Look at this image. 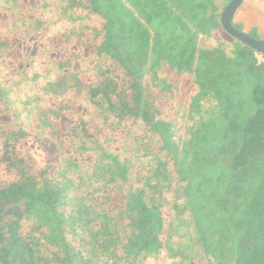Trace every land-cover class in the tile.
<instances>
[{
  "label": "trees",
  "instance_id": "16d2710c",
  "mask_svg": "<svg viewBox=\"0 0 264 264\" xmlns=\"http://www.w3.org/2000/svg\"><path fill=\"white\" fill-rule=\"evenodd\" d=\"M146 1L128 0L147 24L170 21L156 41L189 77L185 99L149 66L150 32L121 0H0V62L37 45L29 61L49 58L57 84L84 99L60 97L74 109L59 105L39 129L1 117L0 264H211L196 180L228 152L225 187L251 184L229 252L264 264V55L222 27L229 0H149V12ZM244 3L232 25L260 40L237 15ZM47 134L62 150L37 159L26 149Z\"/></svg>",
  "mask_w": 264,
  "mask_h": 264
},
{
  "label": "rangeland",
  "instance_id": "374dc122",
  "mask_svg": "<svg viewBox=\"0 0 264 264\" xmlns=\"http://www.w3.org/2000/svg\"><path fill=\"white\" fill-rule=\"evenodd\" d=\"M121 2L127 8L132 9L135 15L139 16L141 20L146 23V20L142 18L143 8H134L128 0H121ZM146 5V12H149L152 2L150 4V1L148 0L146 1ZM159 20L161 23H159ZM167 21L166 18L157 17L155 23H146L151 37L150 48L155 51L152 52V50H150L149 66L157 69L161 81H166L168 85H171L173 90L176 91L171 97H181L183 94L185 99V97L191 92L190 86L187 85V79H189V77L185 75L182 77L179 74L173 73V71L169 69L166 54L159 51V49H163L162 45H160L163 44V42L158 43L156 41V38L157 40L161 38L162 33H168L170 31V21L166 23ZM169 34L165 38L166 41L168 36H170ZM255 35H258L260 40H264V34L261 29L255 33ZM36 46L37 45H34L32 50H28V47L24 46L20 48L19 58H17V55H14V61L0 62V74L2 73V75H0V81L5 83V87L0 89V93L4 96L7 93L6 99L2 100L0 98V122L7 116L18 118V120L24 121L22 122V125L27 131H29L31 127L39 129L54 124L51 118L58 116L56 109L59 108V105L67 108L71 107V110L74 109V104L71 102L68 104L59 103L58 99L60 97L66 95L67 100L75 98L74 100L78 105H82L84 101V99H79L78 96L76 98L77 92L70 93L65 89V86L57 84L59 80L56 79H60V73L55 71V69H52V66H50L51 64L46 62L49 58H45V61L37 60L34 64L29 61L28 55L31 56L33 53L39 51L35 49ZM154 57H157L156 62L153 61ZM45 75H47V77ZM38 77H42V81H44L43 84L37 85L35 83V80ZM38 88L46 93L43 96V99H37L34 96L35 91ZM55 101L57 103H55ZM177 103L178 101L171 105V115H174V122L179 124L181 119L179 118L180 115H178L180 110L178 109ZM1 117L3 118L1 119ZM1 135L2 133L0 132V143L2 142ZM56 149L62 150L60 136L58 134H47L43 137V140L41 139L40 147L28 144L26 150L37 159H43L46 153L52 152ZM65 155L66 154H62L61 157H64ZM231 157V152L221 155L217 158V161L212 167L204 170L205 175L201 179L196 180V185H201L200 195L203 197L202 205H205V208L201 210V215L206 228L207 241H209V257L211 264L234 263V256L229 252V248L231 247L230 240L233 237L232 230L234 226L232 220L235 218L233 217L235 211L234 208L236 207L235 200L241 196H249L248 193L251 190V184H247L249 181L243 186L238 187L237 191H233L232 188H226L223 184L222 176L225 173V170L230 166ZM200 167L202 166L199 164L197 168ZM134 171L135 164H133L132 179ZM217 198L220 199L219 203L222 212L215 210L217 207Z\"/></svg>",
  "mask_w": 264,
  "mask_h": 264
},
{
  "label": "water",
  "instance_id": "95a60500",
  "mask_svg": "<svg viewBox=\"0 0 264 264\" xmlns=\"http://www.w3.org/2000/svg\"><path fill=\"white\" fill-rule=\"evenodd\" d=\"M245 0H229L221 14V24L224 30L240 43L248 46L254 51L264 55V40L255 39L248 34L235 29L232 25V18L239 6Z\"/></svg>",
  "mask_w": 264,
  "mask_h": 264
},
{
  "label": "crops",
  "instance_id": "0c3cea01",
  "mask_svg": "<svg viewBox=\"0 0 264 264\" xmlns=\"http://www.w3.org/2000/svg\"><path fill=\"white\" fill-rule=\"evenodd\" d=\"M244 4L238 17L245 18V28L250 29L258 25L264 34V0H245Z\"/></svg>",
  "mask_w": 264,
  "mask_h": 264
}]
</instances>
